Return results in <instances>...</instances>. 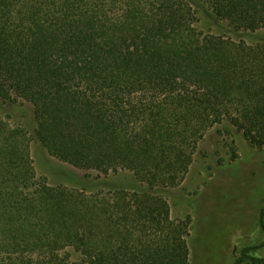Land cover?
<instances>
[{"label":"trees","instance_id":"16d2710c","mask_svg":"<svg viewBox=\"0 0 264 264\" xmlns=\"http://www.w3.org/2000/svg\"><path fill=\"white\" fill-rule=\"evenodd\" d=\"M203 11L264 29V0H0V103L29 104L36 139L60 161L139 182L48 185L26 129L0 112V264H188L185 224L161 190L182 182L222 120L264 143V68L254 48L199 30ZM255 247L240 256L264 264Z\"/></svg>","mask_w":264,"mask_h":264},{"label":"rangeland","instance_id":"374dc122","mask_svg":"<svg viewBox=\"0 0 264 264\" xmlns=\"http://www.w3.org/2000/svg\"><path fill=\"white\" fill-rule=\"evenodd\" d=\"M196 26L254 48V63L264 68V29L235 31L205 11L199 13ZM0 112H8L12 122L26 129L35 175L48 185L87 192L139 188L129 171L104 176L52 156L34 135L29 104L0 103ZM161 194L168 203L170 220L185 224L188 264H251L240 256L243 248L251 246L256 247L250 254L264 258V234L258 226L264 208V143L247 139L238 124L222 120L210 128L198 143L182 182Z\"/></svg>","mask_w":264,"mask_h":264}]
</instances>
